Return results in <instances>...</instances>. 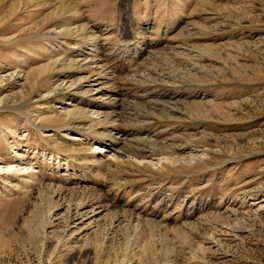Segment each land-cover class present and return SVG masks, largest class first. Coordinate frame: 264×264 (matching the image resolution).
I'll list each match as a JSON object with an SVG mask.
<instances>
[{
    "label": "rangeland",
    "instance_id": "374dc122",
    "mask_svg": "<svg viewBox=\"0 0 264 264\" xmlns=\"http://www.w3.org/2000/svg\"><path fill=\"white\" fill-rule=\"evenodd\" d=\"M0 264H264V0H0Z\"/></svg>",
    "mask_w": 264,
    "mask_h": 264
},
{
    "label": "bare ground",
    "instance_id": "6f19581e",
    "mask_svg": "<svg viewBox=\"0 0 264 264\" xmlns=\"http://www.w3.org/2000/svg\"><path fill=\"white\" fill-rule=\"evenodd\" d=\"M21 171H22V172H25V169H24V170L20 169V171H19V170H17V172H21Z\"/></svg>",
    "mask_w": 264,
    "mask_h": 264
}]
</instances>
